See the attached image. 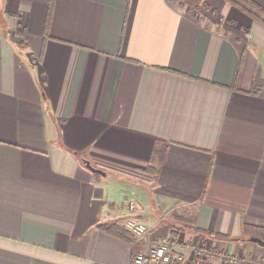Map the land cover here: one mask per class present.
<instances>
[{
    "label": "crops",
    "instance_id": "0c3cea01",
    "mask_svg": "<svg viewBox=\"0 0 264 264\" xmlns=\"http://www.w3.org/2000/svg\"><path fill=\"white\" fill-rule=\"evenodd\" d=\"M245 223L264 226L263 22L231 0H0V264H133L163 236L264 259L211 234Z\"/></svg>",
    "mask_w": 264,
    "mask_h": 264
},
{
    "label": "built area",
    "instance_id": "2783aa9c",
    "mask_svg": "<svg viewBox=\"0 0 264 264\" xmlns=\"http://www.w3.org/2000/svg\"><path fill=\"white\" fill-rule=\"evenodd\" d=\"M127 209L130 211L129 215L124 221V227L137 235L147 233L149 227L138 220L134 216V209L138 206V203L134 199H127ZM174 239L163 236L155 240L154 244L149 248L148 251H137L132 255L133 264H208L210 258H220L231 263H238L239 259L233 255L224 252V250H216L209 246L207 241L201 243H186L187 253L174 251L172 244ZM243 261H251V259H245ZM249 264H264V259L257 261H251Z\"/></svg>",
    "mask_w": 264,
    "mask_h": 264
},
{
    "label": "trees",
    "instance_id": "16d2710c",
    "mask_svg": "<svg viewBox=\"0 0 264 264\" xmlns=\"http://www.w3.org/2000/svg\"><path fill=\"white\" fill-rule=\"evenodd\" d=\"M233 3L240 5L243 9H245L251 16L259 19L261 22L264 23V9L255 3L252 0H231ZM161 145L155 149V157L154 160L160 164L164 158L166 146L168 144L167 140L160 141ZM148 169L153 170V174H156L157 168L153 165H149ZM108 228V227H106ZM201 233L205 232L210 234L203 229H198ZM213 236L221 237V238H239V239H248L250 236H258L264 239V226L256 225V224H249L245 223L242 228V233L238 237H232L228 233H220V232H213L211 233ZM242 262V261H241Z\"/></svg>",
    "mask_w": 264,
    "mask_h": 264
},
{
    "label": "water",
    "instance_id": "95a60500",
    "mask_svg": "<svg viewBox=\"0 0 264 264\" xmlns=\"http://www.w3.org/2000/svg\"><path fill=\"white\" fill-rule=\"evenodd\" d=\"M83 161H84L86 167H88L90 170L95 171V172L104 173L101 169L92 166L89 160L84 159ZM248 239L253 241V242H255V243H257V244H259V245H261V246H264V239H262V238H260L258 236H250Z\"/></svg>",
    "mask_w": 264,
    "mask_h": 264
},
{
    "label": "rangeland",
    "instance_id": "374dc122",
    "mask_svg": "<svg viewBox=\"0 0 264 264\" xmlns=\"http://www.w3.org/2000/svg\"><path fill=\"white\" fill-rule=\"evenodd\" d=\"M204 241H207V240H204ZM208 242V241H207ZM209 246L211 247V244L209 243ZM211 248H213V249H216V250H219V248H214V247H211ZM224 252H226V253H229V254H231V255H233L234 257H236L237 259H239V262L238 263H240L241 261L244 263V264H249L248 262H244L243 260H241L242 259V257H244V256H240V255H236V254H234V253H232V252H227V251H224ZM245 259H249L250 257H244ZM241 262V263H242ZM227 263L228 264H234V263H231V262H229V261H227Z\"/></svg>",
    "mask_w": 264,
    "mask_h": 264
}]
</instances>
